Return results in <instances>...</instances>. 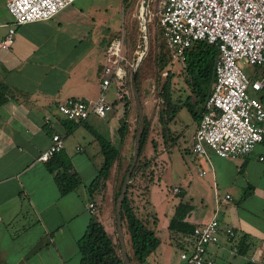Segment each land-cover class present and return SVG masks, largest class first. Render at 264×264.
<instances>
[{
    "label": "crops",
    "instance_id": "obj_1",
    "mask_svg": "<svg viewBox=\"0 0 264 264\" xmlns=\"http://www.w3.org/2000/svg\"><path fill=\"white\" fill-rule=\"evenodd\" d=\"M63 21V15L56 12L47 19L16 25L0 0V40L9 26L14 27L10 43L0 46V81L10 91L0 104V264H77L76 239L83 233L91 216L86 202L93 201L86 186L103 159L98 142L89 130L108 139L119 154L118 162L110 167L105 203L96 214L97 219L104 220L108 226L106 230L110 224L111 185L132 145L134 114L129 102L125 116L127 127L121 138L116 130L122 117V104L128 97L113 101L112 108L103 117L89 115L82 121H75L57 113L56 103L67 96L89 99L96 96L100 80L98 72L104 64L100 59L87 62V52L80 48L81 38ZM108 94L113 100L112 88ZM191 119L186 138L189 146L199 116ZM52 131L62 135V149L48 160L39 161L36 156L48 145ZM161 137L158 126L153 132L148 131L140 153L143 161L148 160L144 173L151 169V180L143 195L148 208L147 205L144 208L145 212L155 216L153 229L159 240L143 264H174L179 251L177 243L183 237L167 228L173 206L179 199L172 203L171 214L165 222L166 230L160 237L159 215L146 198L151 187L159 181L153 170L156 158L167 149L159 144ZM62 158L69 161L68 171L74 173L79 183L72 190L59 193L53 175L60 167L49 171L47 165H55ZM237 158H241L237 169L229 171L230 160L234 158L220 157L206 149V153L197 158L200 166L205 168H200L197 176L207 174L206 177H186L183 173L172 183L171 191L176 186L177 191L172 192L177 193L179 188L181 199L189 200L191 209L184 220L190 224L204 222L215 215L219 238L206 245V255L212 259V264H248L249 257L264 264V189L259 188L260 177L264 174V144L257 143L249 153ZM226 175L227 184L218 199L215 197L216 187ZM194 179L200 187L206 182L212 185L214 201L207 214L193 208L194 202L199 203L194 200V195L183 198ZM232 187L245 190L234 206L228 204L225 207L226 201H232L229 192ZM224 193L229 194L226 200L221 199ZM225 208L224 220L219 219L217 213ZM148 220H151L150 216ZM226 226L232 228L234 237H225L223 228ZM238 241L245 251H234L237 256L234 253L233 256L227 255L223 244L231 242L235 245Z\"/></svg>",
    "mask_w": 264,
    "mask_h": 264
},
{
    "label": "built area",
    "instance_id": "obj_2",
    "mask_svg": "<svg viewBox=\"0 0 264 264\" xmlns=\"http://www.w3.org/2000/svg\"><path fill=\"white\" fill-rule=\"evenodd\" d=\"M14 24L43 20L73 0H2ZM155 25L171 58L183 61L182 51L195 40L213 43L217 52L213 62L214 81L205 98L191 138L196 155L210 149L220 157L246 155L264 136V0H157ZM13 26L7 28L0 46L10 43ZM122 31L111 36L104 47V64L94 98L67 96L55 109L63 118L82 121L89 115L103 117L113 101L127 97L125 77L132 66L123 52ZM238 60L252 65L246 74ZM165 73V71L163 72ZM113 89L114 99L106 94ZM62 149V135L49 134L48 145L36 159L46 161ZM261 158V157H259ZM172 191H177L173 186ZM215 197H217L215 195ZM229 198L224 193L222 200ZM90 214L96 213L93 201L86 202ZM226 238L233 236L230 226L223 228ZM219 238L218 221L213 214L195 224L191 242L178 251L174 264H212L206 245ZM231 249L236 251V246ZM248 264H259L249 257Z\"/></svg>",
    "mask_w": 264,
    "mask_h": 264
},
{
    "label": "rangeland",
    "instance_id": "obj_3",
    "mask_svg": "<svg viewBox=\"0 0 264 264\" xmlns=\"http://www.w3.org/2000/svg\"><path fill=\"white\" fill-rule=\"evenodd\" d=\"M139 1L140 0H127L125 5H122L121 0H73L70 4L61 8L57 12L60 15H63L64 25L66 27L68 26L72 32L76 31L77 35L81 38L80 48H84L87 52L88 63L95 62L96 59L103 60L104 62V47L106 43L111 36L119 31H122V52L128 62H132L133 64L136 57L140 53L141 46L143 44V32L138 20ZM156 8L157 0L146 1V30L148 34L147 47L141 62L136 68V89L142 107V112L146 116L148 131L151 132H153L157 126L154 121V115L157 110V91L159 83L164 79V77L168 73L171 74L173 98H179L182 100L185 95L190 93L189 87L183 81L182 62L177 59L173 60L170 56L168 64H166V66L162 69H157L154 64L155 54L158 51L159 44L162 43V37L158 33L155 25ZM238 64L246 74L252 70V65L249 63L238 60ZM164 71L165 73H163ZM101 73L102 71L100 70L98 72V77H100ZM125 86L128 97H125V99L127 98L129 101V106L134 114V120L131 124L130 138L132 144V135L136 126V115L134 109L135 104L129 85L125 84ZM106 98L108 101H112V97L108 93L106 94ZM191 99H193L192 96ZM121 119L122 117H120L119 121ZM191 120V116L185 107L178 108L173 116V120L168 123L169 131L164 133L159 143L167 146V149L163 150L162 155H158L155 164L153 165L154 177L155 179L159 177V181L156 183V186L151 187L146 195V198L151 205H154V211L159 215L160 223L158 225V235L160 237L164 234V230H166L165 222L171 214L172 203L177 201L181 195V193H173L171 191V186L175 179L183 173H185L186 177H190V175H192L198 179L205 178L207 175L205 174L201 177H199L200 175L197 176V171L200 168H205L204 166H200L199 160L197 159L200 155H194V153L192 154L190 152V146L188 144V140L186 139L188 131L191 127ZM173 133L177 134L173 135ZM172 141L173 144H171ZM131 150L132 145H130L128 158L126 159L124 165L121 166L115 174L113 194L117 189L118 183L123 174V169L130 159ZM250 155H252V153ZM195 156H197V158ZM240 161L241 158L237 157L230 160L229 171L232 170L235 172ZM227 178V175L221 178L216 187V195L218 199H220L224 186L227 184ZM259 181L261 184L259 188L264 189V174L260 177ZM136 184H130L129 195L131 201L133 202L136 214L138 216H142L145 213L144 207L147 204H145L146 199H144L141 195L140 189L136 186ZM232 188L233 190L229 189L232 201H226L225 207L228 204L234 206L239 200L243 190H245V188L241 191H239V188L237 187ZM111 192L109 200L110 224L109 229L105 230L110 234L113 241L116 242L113 199ZM258 192H260L259 196L262 197L261 191ZM131 195L133 197H131ZM189 195H194V200L199 202H194L193 208L195 210H203L205 214L211 212V205L214 201V191L210 182H206L203 187H200L197 185V180L194 179L190 183L183 198H186ZM105 197L106 191L99 197L100 200L99 198L96 199L99 201L100 209L105 203ZM146 207L148 208V205ZM225 211L226 208L222 212L219 211L217 213V217L219 219H223V217H225ZM98 218L100 219L99 215ZM101 221L100 222L104 228L108 227L103 222L104 220ZM232 245L234 244L231 242H229V245L223 244L226 249L225 252L227 255L230 254V256H237V253L231 250Z\"/></svg>",
    "mask_w": 264,
    "mask_h": 264
},
{
    "label": "trees",
    "instance_id": "obj_4",
    "mask_svg": "<svg viewBox=\"0 0 264 264\" xmlns=\"http://www.w3.org/2000/svg\"><path fill=\"white\" fill-rule=\"evenodd\" d=\"M121 2L122 5H125L127 0H121ZM157 30L162 37L161 29L157 27ZM216 52V45L213 43H207L204 40H195L188 47L183 49V81L189 87L190 93L185 95L182 100L172 97V80L170 73H168L159 83L155 120L161 136L169 131L168 123L172 120L178 108L185 107L193 119L200 115L204 100L208 96L214 81L213 62ZM169 60L170 54L164 45L162 37V43L159 44L158 51L154 57V64L157 69H162L168 64ZM130 67L131 66L127 67L125 77V83L127 85H129ZM135 85H137V71L135 72ZM9 92L8 86L0 81V104L4 101ZM190 95L193 99H191ZM128 102V100H125L122 104V119L119 121L116 128L120 138L127 127L125 116ZM89 131L97 140L103 159L100 166L97 168L95 175L86 186L88 196L93 199L95 204L96 213L91 214L83 233L76 239V248L78 252L77 264H123L118 241H113L110 234L105 230L104 226L96 216L97 209H100L99 201L96 199L107 190L106 181L110 178V167L116 163V161L118 162V150L108 139L93 130ZM134 131L132 137L134 136ZM147 132L148 125L146 123V116L143 114V125L139 139L137 158L131 169L119 210L120 223L129 264H143L148 253L155 248L159 241L153 229V225L155 224L154 214L145 212L142 216H138L129 195L130 184L132 183H137L136 186L140 189L141 195H145L147 184L151 180V169L144 173V169L148 165V160L143 161L140 157L141 148L146 139ZM261 142L264 144V136ZM152 146H154L153 141ZM129 161L123 169V174L114 194V185H111L113 210L114 200L119 191ZM69 165V161L66 158L60 159L55 165H47L49 171L60 167V170H56L53 175L59 193L72 190L79 183V180L74 173L68 171ZM177 193H181V195L179 200L173 206V213L168 220L167 228L170 232L179 233L183 236L179 244L177 243V248L180 250L187 248L191 242V231L195 224L192 225L184 220L186 214L191 209V204L189 200L181 199L182 192L179 188ZM148 216L151 218L150 221L148 220ZM235 246L236 252L239 253L245 251L244 248L242 249L239 241L236 242Z\"/></svg>",
    "mask_w": 264,
    "mask_h": 264
},
{
    "label": "water",
    "instance_id": "obj_5",
    "mask_svg": "<svg viewBox=\"0 0 264 264\" xmlns=\"http://www.w3.org/2000/svg\"><path fill=\"white\" fill-rule=\"evenodd\" d=\"M146 1L147 0H140L139 1V8H138V20L139 24L141 27V30L143 32L142 37H143V44L141 46L140 53L135 59V62L132 64L129 70V87L130 91L133 97V101L135 104V109H136V126H135V131H134V136H133V141H132V150H131V157L130 161L128 163V166L125 170V173L123 175L119 191L115 197L114 200V222H115V230H116V237L117 241L119 244V251L121 254V259L123 264H129L128 257L126 254V248H125V243H124V238H123V231L120 223V216H119V210H120V204L122 201V198L124 196V192L126 189V185L129 179V175L131 172V169L136 161L137 158V153H138V146H139V139L142 131V125H143V112H142V107L140 104L139 96L137 93L136 85H135V72L136 68L141 62L145 52H146V47H147V30H146Z\"/></svg>",
    "mask_w": 264,
    "mask_h": 264
}]
</instances>
